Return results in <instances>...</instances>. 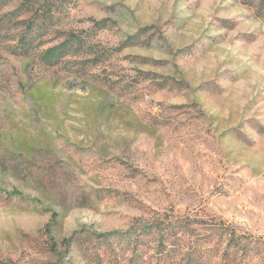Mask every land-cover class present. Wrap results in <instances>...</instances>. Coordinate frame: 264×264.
<instances>
[{"label": "rangeland", "instance_id": "1", "mask_svg": "<svg viewBox=\"0 0 264 264\" xmlns=\"http://www.w3.org/2000/svg\"><path fill=\"white\" fill-rule=\"evenodd\" d=\"M0 264H264V0H0Z\"/></svg>", "mask_w": 264, "mask_h": 264}]
</instances>
